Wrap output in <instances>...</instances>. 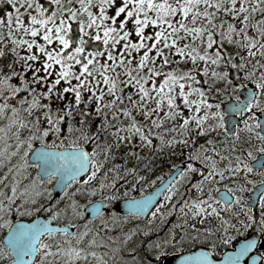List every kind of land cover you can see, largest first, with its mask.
<instances>
[{"label":"snow or ice","instance_id":"1","mask_svg":"<svg viewBox=\"0 0 264 264\" xmlns=\"http://www.w3.org/2000/svg\"><path fill=\"white\" fill-rule=\"evenodd\" d=\"M2 2L0 264H147L132 255L138 234L173 213L164 235L148 242L154 257L200 239L207 250L179 264H241L254 240L222 261L211 252L232 229L264 235V184L256 213L238 194L245 186L229 180L251 172L254 150L264 153V0ZM165 153L176 162L163 198L151 208V195L129 201L135 215L151 212L142 225L95 206L98 215L80 225L88 195L99 190L111 206L118 181L135 188ZM257 166L264 174V159ZM51 179L62 200L49 202ZM221 185L226 191L214 194ZM44 204L47 220L14 225L13 213L31 217ZM210 218L217 224L197 226ZM65 219L77 221L75 231Z\"/></svg>","mask_w":264,"mask_h":264},{"label":"flooded vegetation","instance_id":"2","mask_svg":"<svg viewBox=\"0 0 264 264\" xmlns=\"http://www.w3.org/2000/svg\"><path fill=\"white\" fill-rule=\"evenodd\" d=\"M1 3H2V1H1ZM1 3H0V7H5V8L8 7L6 2H3L4 6H1ZM231 98L232 97H230V99ZM224 103H227V101L222 100V104H224ZM224 106H225V104H224ZM246 138H247V133L242 132L241 133V141L237 145L238 150H240V144H242L243 140ZM229 140L231 141V138H229ZM257 145H258V142H257ZM138 150L141 153V155H143L146 151H148L145 149H138ZM122 154L123 153H121V155ZM261 154H264V153H260L259 151L254 150L253 156L255 157V159L246 157L247 162L252 165L251 172L245 173L243 170H241V172L238 173L236 177H230L229 178V180L235 182V185L237 186V188L241 184H243L245 186L244 191L238 192V194L242 195L244 197V199L248 201L250 206H254L253 212H256V213H258L260 211V204H259L260 193L256 197L255 200H254L252 194L255 192V190L258 186L264 184V174H261V169L259 167L254 166L253 163L256 160H258V158L260 157ZM121 155H118L117 163L120 162ZM175 155L179 156V153H176ZM127 159H128L129 164L134 163V160L132 157H128ZM172 162H176V161H174L172 159V157L168 156L167 153H165L164 156L157 155L154 162H153L154 167L150 166L148 171H144L143 169L141 170V174L144 176L143 181L146 180V182H142V183L137 182L136 187L133 188V190H132L133 193L125 194L122 197L132 196V195L133 196L141 195L144 192L148 191L149 189L157 186L160 182L165 180L171 174L169 172V166ZM51 180H55V179H51ZM229 180L224 181V183H229ZM124 184H126L124 180L118 181V186L124 185ZM232 187H233V184L229 183V188H232ZM225 191H226V189H224L223 185H221L220 188L214 189V194L216 192L223 193ZM249 197H251L250 200H249ZM162 198H163V194L160 196L159 200ZM159 200L157 203H159ZM241 202L243 203L244 201H241ZM221 209H222V214H224V215L228 214L227 211L223 210V205H221ZM172 215H176V214L173 213ZM216 224H217V221L214 218H210L209 220H206L204 224H202V225L200 224L198 227L206 228V227L213 226ZM222 231L223 230L221 229L220 234H222ZM231 232H232V235L230 238L225 237V239H229L228 244H226V245L225 244H219V241H217V243L219 244V247L217 249H222V251L220 252V254H215L216 257L220 258L222 256V253L225 250L233 249L235 247L237 240L242 239V238H246V237H248V235L256 234L258 236L259 240L257 241L254 250L248 252V255L244 258V262H245V264H264V235H262L258 230H256L254 226L249 227L247 229H241L239 231L232 229ZM197 247H206V245H205L203 240L197 239L195 241V243L192 242L191 248H197Z\"/></svg>","mask_w":264,"mask_h":264},{"label":"water","instance_id":"3","mask_svg":"<svg viewBox=\"0 0 264 264\" xmlns=\"http://www.w3.org/2000/svg\"><path fill=\"white\" fill-rule=\"evenodd\" d=\"M224 104H225V106L227 105V103H224ZM36 147L39 148L40 145L37 144ZM85 150L90 151L87 147H85ZM261 159H264V154H261L260 157L258 158V160H256L253 163V165L258 167L257 162L260 161ZM29 162L32 163L31 161H29ZM171 174L165 180H163L161 183H159L157 186H155L154 188L150 189L149 191H147L146 193H144L142 195L134 196V197H125V198H121V199L117 200L113 205L114 208L121 213L135 214V211L129 207V201H131L133 199L140 200V199H143L145 196H148V195L152 196V200L149 202V208L154 207L155 204L158 202L160 196L163 194V190L165 188L167 181L170 179ZM81 176H83V173H81ZM53 185H56V187L53 188V193L57 196H60L61 194H60L59 186L56 184V180L54 181L52 186ZM260 188H261V185L258 186L256 188L255 192L252 194L254 200L259 195ZM94 206L99 207L102 211H104L107 207V203L101 199H95V200L91 201L90 203L86 204L85 207L87 208V212H86L87 216L96 217L98 215L96 212L93 211ZM149 213H150V211L145 210L140 215L147 216ZM36 219L47 220L48 216L45 214H38L35 217H33L32 219H24V218L16 219L13 221V223H14V225L31 224L32 221L36 220ZM49 223H52L54 225L57 224V222H55L54 220H49ZM65 225L67 227H69L70 231H75V228L72 225H70V224H65ZM57 226H59V225H57ZM44 235L45 234L42 233L41 238H43ZM6 236H7V232L3 236V242L5 241ZM248 240H254L255 245L253 247L249 248L247 250L246 254L241 257V264H245L244 258L248 255V252L254 250L256 243L259 240L258 236L256 234L248 235V237H246V238H242V239L237 240L235 247L233 249L226 250L224 253L236 251V249L240 248ZM201 248H204V250H207L206 247H198L196 249H190V250H186V251H182V252H178V253H173V254H170L169 256H167L164 259L162 264H179L180 258L182 256L190 255V254L194 253L195 251L200 250ZM224 253L222 254L221 258L217 259L213 256V254L211 252V258L222 261L224 259Z\"/></svg>","mask_w":264,"mask_h":264},{"label":"trees","instance_id":"4","mask_svg":"<svg viewBox=\"0 0 264 264\" xmlns=\"http://www.w3.org/2000/svg\"><path fill=\"white\" fill-rule=\"evenodd\" d=\"M87 146H90V145H87ZM118 161V157L115 159L114 162ZM31 169H32V172L31 174L32 175H35V166H31ZM49 187V186H48ZM103 195H105V193H103ZM96 197H100V192L99 190L97 191V193H94V194H90L88 195L86 198L88 201L92 200L93 198H96ZM63 198L62 197H55L54 195L51 194V200L49 202H52V201H56V200H62ZM77 199H79V197H77ZM80 203H84V200H80ZM48 211V207H47V204H44L42 208L38 209L36 213L32 214V216L38 214V213H47ZM107 212H111L112 211V207L108 206V208L106 209ZM16 214L13 213V215L11 216V219L14 220L15 218H17L15 216ZM130 223L129 222H125L126 224H128V226H132V225H142L143 223L139 222V220H141V218L139 216H136V215H130ZM18 217H26V218H31L29 216H18ZM88 217H84L81 219V221L79 222L80 225L82 226V221L83 219H86ZM176 221V215H170L168 216L163 222H160L159 225H153L150 227V229L148 231H145V232H141L138 234L137 236V244H136V248L138 250L137 253H132V255H139L141 257L144 258V260L147 262V264H153V262L156 260V259H159L160 262H162V258L170 253H173V252H178V251H181V250H185V249H189L191 248L192 246V241H186L183 245H179L175 250H173L172 248H168L167 251L165 252V254L162 256V257H154L149 249V245H148V242L151 241V240H154L156 239L157 237H162L164 235V232L166 229H168L174 222ZM60 222H67V220H63V221H60ZM71 224H73L76 228V225H77V221L76 220H73L71 222ZM7 229H2V232H1V236L4 234V232L6 231ZM1 236H0V242L1 241ZM44 239H47V237L45 236ZM177 239H179V237H177ZM222 251V249H216L214 251L215 254H220V252ZM9 256H11V253H9Z\"/></svg>","mask_w":264,"mask_h":264},{"label":"rangeland","instance_id":"5","mask_svg":"<svg viewBox=\"0 0 264 264\" xmlns=\"http://www.w3.org/2000/svg\"><path fill=\"white\" fill-rule=\"evenodd\" d=\"M0 123H3V121L2 120H0ZM13 131H14V129H13ZM49 139H50V137H49ZM130 148H133V145H127V146H122L121 148H120V154L121 153H124L125 151H127L128 149H130ZM142 149V148H141ZM145 150H147V149H145ZM143 151V150H142ZM118 157V156H117ZM116 157V158H117ZM130 157V156H129ZM13 162H15V159H13ZM51 182H52V180H49L48 182H47V186H50V184H51ZM143 182H146V180L145 181H143ZM21 186H24L23 184L21 185ZM145 186V185H144ZM133 188L132 187H130V185L129 184H124V185H119L118 186V188L117 189H114V193H115V196H116V200L117 199H119V198H121L123 195H125V194H130V193H133ZM130 191V192H129ZM63 198V197H62ZM48 212V211H47ZM16 217H18L17 215H15ZM20 216V215H19ZM21 216H28V215H26V214H23V215H21ZM151 216V214L148 216V217H150ZM147 217H145V218H141V220H139V222H141V223H143L144 221H145V219H146ZM200 224H198L197 226H199ZM1 232H2V229H0V236H1ZM2 237V236H1Z\"/></svg>","mask_w":264,"mask_h":264}]
</instances>
